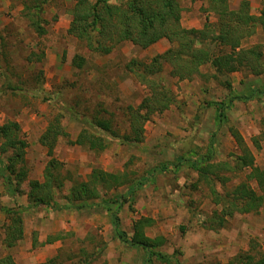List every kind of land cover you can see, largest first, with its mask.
I'll return each instance as SVG.
<instances>
[{
	"label": "rangeland",
	"instance_id": "1",
	"mask_svg": "<svg viewBox=\"0 0 264 264\" xmlns=\"http://www.w3.org/2000/svg\"><path fill=\"white\" fill-rule=\"evenodd\" d=\"M34 1L0 0V124L17 122L20 136L27 142L22 163L27 175L17 183L15 172L11 173L14 194L8 193L0 176V257L11 253L15 264H40L51 257H55L53 264H141L147 256L142 248L129 247L114 236L108 211L101 206L81 210H51L43 205L27 208L22 213L23 238L12 247L4 246L3 208L28 204V183L43 180L44 166L51 157L65 176L63 186L53 193L58 203H65L72 181L86 179L92 168L125 171L137 179L146 176L118 212L121 227L131 235L136 218L152 217L154 222L145 233L165 240L153 248L174 252L179 264H236L234 256L240 253L264 255V201L257 212L235 213L222 227L211 228L209 222L213 212L220 209L219 204H224L215 202L212 186L223 196L245 181L260 192L256 181L248 177V168L233 167L240 149L229 127L240 132L253 153L254 164L263 169L264 93L245 101L234 100L220 124L215 103L227 99L230 91L247 93L251 87L264 90V70L260 74L251 73V69L221 74L203 65L202 75L178 78L170 75V66L163 63L155 77L173 91L175 101L143 123L141 141L111 139L104 149L92 150L72 142L81 128L88 127L75 115L108 118L118 132H129L130 108L137 107L149 88L127 68V63L131 59L147 62L170 44L162 38L146 48L124 42L107 54L93 52L67 32L74 0H48L40 9ZM178 2L184 27L198 28L207 19L215 20L207 9L208 0ZM238 2L229 0V5L236 8ZM249 2L253 14L264 8V0ZM35 9V18L39 16L45 29L43 35H38L31 23ZM242 46L257 48L264 63L261 27L247 36ZM75 56L84 58L80 67L72 62ZM6 77L22 90L4 89ZM59 111L67 135L55 140L49 154L38 138ZM211 144L208 161L228 162L231 168L213 167L211 181L203 177L199 180L186 158L208 155ZM179 156L185 158L181 163H177ZM161 164L167 168L161 171ZM217 178H224V182ZM126 188L127 184L110 188L104 196L123 194ZM51 236L58 237L47 241ZM151 264L165 263L152 257Z\"/></svg>",
	"mask_w": 264,
	"mask_h": 264
},
{
	"label": "trees",
	"instance_id": "2",
	"mask_svg": "<svg viewBox=\"0 0 264 264\" xmlns=\"http://www.w3.org/2000/svg\"><path fill=\"white\" fill-rule=\"evenodd\" d=\"M46 1L48 0H35L36 9H40L41 3ZM36 9L31 13V23L38 35H43L45 29L39 21V16L35 18ZM207 9L213 13L215 20L207 19L197 28L181 25V6L178 0H74L70 9L71 19L67 32L82 41L90 51L107 54L124 42L146 48L162 38L170 45L164 51L154 54L147 62L131 59L127 63V68L135 72L140 82L145 83L149 88V93L142 98L137 107L130 108L129 132H118L108 118L97 115L84 117L78 114L75 116L83 123H87L88 127L81 128L72 142L85 145L92 150H102L111 139L126 143L141 141L143 123L151 114L167 109L175 101L173 91L161 78L155 77L161 71L163 63L170 66V75L178 78L202 75L203 65H209L221 74L241 69H251L253 74L262 73L264 63L261 52L253 46L243 47L242 43L257 27L264 30V8L256 15L250 12L249 0H239L236 8L230 7L229 0H208ZM83 61L82 56H75L72 60L77 67H80ZM5 83L4 89L22 90L20 86L7 80V77ZM229 93L227 99L215 103L218 124L226 120V112L232 107L234 100H249L257 94L264 93V90L251 87L247 93L232 91ZM62 117V112L55 113L38 138V141L47 147L49 154H52L55 140L60 135H67L61 121ZM229 131L240 149L233 167L248 168V177L256 181L260 192L245 181L236 184L223 196L212 186L211 191L216 196L215 202L224 204H219L220 209L215 210L210 216L211 228L224 226L227 219L235 213L257 212L264 201V168L261 169L254 164L253 153L245 144L240 132L234 127H229ZM210 135L212 143L214 133ZM212 145L208 155L186 158V161L198 172L199 180L203 177L211 181L209 173H212L213 167L231 168L228 162L219 164L220 162L208 161L212 157ZM26 146L27 142L21 138L17 122L7 121L0 124V176L5 180L8 193L16 192L11 173L15 172L17 183L22 182L27 175L22 167ZM6 152L9 154L4 157ZM184 159L179 156L177 163H181ZM166 168V164H161L159 169L162 171ZM128 175L125 171L111 172L98 167L92 168L86 179L72 181L70 190L65 196V203H58L54 200L53 193L56 188L60 189L63 186L65 176L60 173L57 160L53 157L49 158L43 169V180L32 179L28 183L29 190L26 193L28 204L23 207L17 205L3 208L4 246L12 247L23 238L22 213L27 208L43 205L51 210H81L101 206L108 211L114 236L123 244L142 248L147 253L141 264H151L152 257L165 264L173 262L179 264L174 252L169 254L153 248L160 246L165 240L161 236L151 238L145 233V229L154 222L152 217L136 218L132 223L131 235L121 227L118 212L122 204L133 196L134 190L146 179V176L137 179ZM217 179L224 182V178ZM122 184H127L125 193L104 196L108 189ZM182 228L184 230L185 227ZM56 237L58 236L48 237L47 241L55 240ZM54 258H48L40 264H53ZM234 261L236 264H264V255L261 252L240 253L234 256ZM0 264H15L13 255L6 253L1 256Z\"/></svg>",
	"mask_w": 264,
	"mask_h": 264
},
{
	"label": "crops",
	"instance_id": "3",
	"mask_svg": "<svg viewBox=\"0 0 264 264\" xmlns=\"http://www.w3.org/2000/svg\"><path fill=\"white\" fill-rule=\"evenodd\" d=\"M64 210H70V209H64ZM73 210V209H72ZM129 247H131V246H129Z\"/></svg>",
	"mask_w": 264,
	"mask_h": 264
}]
</instances>
